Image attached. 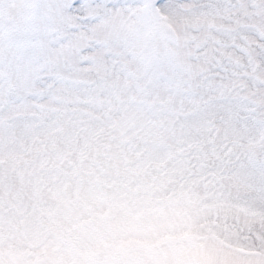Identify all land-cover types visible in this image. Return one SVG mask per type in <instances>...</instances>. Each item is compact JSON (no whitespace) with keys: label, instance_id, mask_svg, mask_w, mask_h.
<instances>
[{"label":"snow or ice","instance_id":"obj_1","mask_svg":"<svg viewBox=\"0 0 264 264\" xmlns=\"http://www.w3.org/2000/svg\"><path fill=\"white\" fill-rule=\"evenodd\" d=\"M257 223L264 0H0V264H264Z\"/></svg>","mask_w":264,"mask_h":264},{"label":"rangeland","instance_id":"obj_2","mask_svg":"<svg viewBox=\"0 0 264 264\" xmlns=\"http://www.w3.org/2000/svg\"><path fill=\"white\" fill-rule=\"evenodd\" d=\"M235 224V221H232ZM206 227V226H205ZM256 231L264 232V229L257 223L255 225ZM236 236H233L232 239L237 241L239 244L245 242L251 243L252 237L255 234L250 232L247 226L243 225L241 222L234 229ZM184 248L181 250L182 254L186 255L189 258V264H202L201 258L209 254L210 251L215 250L217 242L228 244L226 240H220L219 237L205 231L199 224H193L190 231L184 233L180 237ZM240 251L245 253V255H251L255 250L252 248L241 247Z\"/></svg>","mask_w":264,"mask_h":264}]
</instances>
